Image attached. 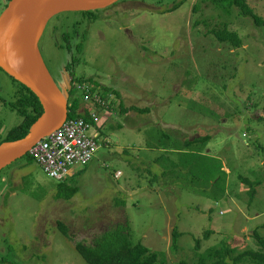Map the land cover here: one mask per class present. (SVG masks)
Here are the masks:
<instances>
[{
    "label": "rangeland",
    "instance_id": "obj_1",
    "mask_svg": "<svg viewBox=\"0 0 264 264\" xmlns=\"http://www.w3.org/2000/svg\"><path fill=\"white\" fill-rule=\"evenodd\" d=\"M199 1L135 0L98 12L114 23L102 24L100 35L96 21L78 71L99 81L102 93L103 86L120 92H106V107L82 102L99 114L89 134L100 133V147L89 163L73 166L67 181L79 190L69 199L57 196L59 180L35 160L19 158L0 172V259L89 264L76 241L92 243L125 217L133 240L168 264H198V238L201 252L223 240L239 251L259 248L254 232L264 235V182L251 195L243 178L264 180V25L237 7L227 16L210 1H200L195 13ZM7 3L0 0V15ZM249 3L264 16V0ZM128 8H134L130 18H114ZM199 19L211 27L229 22L243 46L220 42L204 24L196 25ZM50 25L41 47L68 98L62 75L67 56ZM21 87L0 67V140L24 120L12 107ZM73 97L83 99V92ZM164 134L169 138L162 141ZM206 135L208 141L180 151L186 139ZM216 159L224 165L216 174L221 183L210 172ZM175 229L181 233L177 247Z\"/></svg>",
    "mask_w": 264,
    "mask_h": 264
},
{
    "label": "trees",
    "instance_id": "obj_2",
    "mask_svg": "<svg viewBox=\"0 0 264 264\" xmlns=\"http://www.w3.org/2000/svg\"><path fill=\"white\" fill-rule=\"evenodd\" d=\"M10 1V0H8ZM210 1L216 9L221 11L223 14L230 16L233 13V9L237 7L239 12L244 16H250L258 26L264 25V16L256 13L253 7L250 5L249 0H200ZM197 2L194 5L193 11L199 12L202 9V3ZM181 4V3H180ZM8 5V3H7ZM175 6L173 9H176ZM89 13V12H84ZM204 24L208 28V32L214 34V36L222 43H230L233 48H240L243 46V38L241 34L231 28L229 22H223L218 26L211 27V22L207 19H199L196 21V25ZM15 79V78H13ZM16 80V79H15ZM22 86L17 92V99L12 103V107L19 111L24 117L23 122L17 126L11 128L7 135L0 140V144L6 141H14L25 137L31 127L37 122L44 112L42 103L38 96L25 84L16 80ZM76 82L79 84H92L90 91L92 94L96 92L102 98V101H106V92H115L120 96V92L114 88L103 86V93L101 92V83L94 79V77H87L81 75L76 78ZM81 90L79 87L72 88L68 91V102H69V118H80L83 117L90 123H95L92 117L90 106H82L84 100V94H86V88L81 90L83 92V99H77L74 93ZM88 89V88H87ZM70 98L72 101H70ZM82 100V101H81ZM94 106L106 107V105L96 103ZM131 110L135 111H147L148 108L141 109L136 105L130 107ZM127 111V110H125ZM169 138L168 135L162 137V141ZM210 138L209 135L202 136L194 139H186L183 142V149H193V146L200 142H206ZM200 151V150H199ZM30 161H34V158L28 153L26 156ZM157 160H160L158 158ZM173 163V162H172ZM224 165L216 159V164L213 168H210V172L213 171L215 183L224 182L221 176H216L219 172H223ZM244 182L250 186L248 192L254 195L257 191L256 187L264 182V180L251 181L248 178H243ZM64 188H68V192L65 193ZM59 198H72L79 190L77 185H70V181L64 180L59 181L58 187ZM122 204H126L125 200H121ZM59 226L64 235L71 237L68 226L64 223L59 222ZM180 232L175 229L173 232V247H177L180 238ZM210 230L204 233L205 238H209ZM254 237L259 245L258 249H246L239 251L236 247H232L226 240H223L220 244L208 247L204 251H200L201 239H196V249L198 252V264H241L250 262L252 264H264V235H261L257 230L254 232ZM77 251L83 256V258L89 264H168L164 259H160V255L157 251L152 250L147 245L138 242L136 243L131 234V225L129 220L125 217L123 222L116 223L102 233L98 234L92 243H85L83 241H76L75 243ZM0 264H12V262L6 259H0ZM179 264H188L186 260H181Z\"/></svg>",
    "mask_w": 264,
    "mask_h": 264
},
{
    "label": "water",
    "instance_id": "obj_3",
    "mask_svg": "<svg viewBox=\"0 0 264 264\" xmlns=\"http://www.w3.org/2000/svg\"><path fill=\"white\" fill-rule=\"evenodd\" d=\"M117 1L119 0L9 1L0 15V67L38 96L44 112L25 137L0 144V172L30 153L37 142L60 128L69 116L67 94L55 82L39 47L48 21L65 11L103 9ZM37 30L38 35L32 36L31 32ZM9 48H12V56L7 55Z\"/></svg>",
    "mask_w": 264,
    "mask_h": 264
},
{
    "label": "built area",
    "instance_id": "obj_4",
    "mask_svg": "<svg viewBox=\"0 0 264 264\" xmlns=\"http://www.w3.org/2000/svg\"><path fill=\"white\" fill-rule=\"evenodd\" d=\"M79 88L81 90L86 88L85 102L104 105V101L97 92L91 93V85L80 84ZM91 114L94 124L83 117L69 118L68 116L60 128L42 138L31 148V156L51 177L59 181L66 180L74 174V165L89 163L98 151L100 133L90 135L89 129L97 123L99 114L96 112H91Z\"/></svg>",
    "mask_w": 264,
    "mask_h": 264
},
{
    "label": "flooded vegetation",
    "instance_id": "obj_5",
    "mask_svg": "<svg viewBox=\"0 0 264 264\" xmlns=\"http://www.w3.org/2000/svg\"><path fill=\"white\" fill-rule=\"evenodd\" d=\"M132 1L135 0H119L116 3L106 8L91 10V11H65L62 12V13H66L65 15L62 16L60 15L62 13H59L58 15H55L48 21L44 33L46 32L49 23H51L49 33L52 34L53 39L56 41V46L60 49V52L61 51L63 52V56L65 55L67 56V58L65 57L67 63L62 70V75L64 76V81H65L63 90L68 92L72 88L79 87L80 84L76 82V78L81 75L87 76L86 73H82L78 71V68L80 67V63L82 62V60L85 61L84 52L87 47L88 41L93 35L92 34V32H94L93 25L96 23V21H100L98 28H96L100 31L96 33H99L100 35H101V31L104 29L103 27H101L102 24L108 23L109 25H111L114 23L113 18L106 17L105 19H103L102 15H99L98 12H102L103 14V12L109 10L115 5L126 2H132ZM131 10H134V8L132 9L128 8L126 10H123L120 13H118V15L114 18H117L119 16H121L123 19L130 18L131 15L134 13L133 12L131 14L130 12ZM75 12H77L76 13L77 16H74V19H70L69 15L71 14L69 13H75ZM84 12H89V13H84ZM78 13H80L81 16H78ZM44 33L39 41L40 44L39 47L42 52L43 58L47 64V67L51 72L41 47V40L44 36ZM52 76L55 82L57 83V80L55 79L53 74ZM87 83H91V82H87ZM88 85H92V84H88Z\"/></svg>",
    "mask_w": 264,
    "mask_h": 264
},
{
    "label": "bare ground",
    "instance_id": "obj_6",
    "mask_svg": "<svg viewBox=\"0 0 264 264\" xmlns=\"http://www.w3.org/2000/svg\"><path fill=\"white\" fill-rule=\"evenodd\" d=\"M38 33H39V31L37 30V31H33V32H31V35L32 36H36V35H38ZM10 42V41H9ZM9 42L7 43V45L9 44ZM7 47V46H6ZM6 49V48H5ZM10 51H12V48H9V49H7V55L8 56H12V53H10ZM66 94V93H65ZM69 97V96H68Z\"/></svg>",
    "mask_w": 264,
    "mask_h": 264
},
{
    "label": "clouds",
    "instance_id": "obj_7",
    "mask_svg": "<svg viewBox=\"0 0 264 264\" xmlns=\"http://www.w3.org/2000/svg\"><path fill=\"white\" fill-rule=\"evenodd\" d=\"M72 176H73V175H72ZM69 177H70V176H69ZM69 177H68V178H69ZM68 178H67L66 180H68Z\"/></svg>",
    "mask_w": 264,
    "mask_h": 264
}]
</instances>
